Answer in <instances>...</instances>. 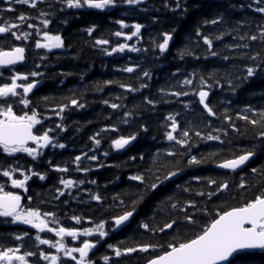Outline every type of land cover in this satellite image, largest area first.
I'll return each instance as SVG.
<instances>
[{
  "label": "trees",
  "instance_id": "16d2710c",
  "mask_svg": "<svg viewBox=\"0 0 264 264\" xmlns=\"http://www.w3.org/2000/svg\"><path fill=\"white\" fill-rule=\"evenodd\" d=\"M251 0H181L182 5L190 6V11L183 16L179 15V10L173 12L170 9L175 8L176 0H145L143 5L130 7L118 0V6L108 8L104 11L94 9H67L64 4L57 3L56 0H46L45 3L38 5V9L51 13L48 19L52 20L48 31L50 34L61 35L64 40V47L53 52L43 49H35V31L29 29L27 23H32L41 27L39 23V11L32 9L27 5L16 4L12 0L11 5L0 0V23L3 21H13L21 25L19 29H14L18 34L29 32L31 35L27 43L23 38L17 41L10 35H0V47L9 50L10 46H24L26 48V60L22 65L2 70L0 84L10 83V77L13 71L25 73L29 70L42 72L43 75L35 79L41 81L42 86L28 98L31 101L30 107H35L42 117H51L43 119L44 126L55 128L57 123L64 125L65 131L57 129L51 135L60 143L66 145L65 150L60 153L55 151L51 153L48 150L46 157H39L42 173H46L48 181L40 183L37 178L32 179L29 184L28 194L25 196V204L39 208L41 211L55 212L63 226H73L74 221L69 219L72 215H78L85 218V221L91 219L94 222L100 220L111 221V217L119 215L131 207L133 199H137V193L144 188L138 185V182L130 181V175L145 172L150 166L152 157L160 155L162 162L171 161L173 158L166 157L164 153L172 148H178L168 142L164 137L167 130L166 125L170 122L165 118L172 115L176 118L181 128L187 127L193 130L201 131L202 135L212 133L220 135L224 143L216 141H200L195 137L194 131L190 132L191 139L197 141V146L191 149V155L200 158L206 156L209 152H219L216 159L222 160L232 158L234 155L243 154L248 150L255 151L254 159L241 171L229 172L217 170L214 163L207 162L201 166L186 167V158L181 157L179 163L184 167V171L173 181L167 182L162 191L155 197H146L143 202L136 205V213L133 219L127 225L116 231L109 230V236L105 241H101L91 254L95 264H104L103 256H109L108 264H146L152 255L149 253L135 252L129 255H122L117 258L107 247L108 244L120 247L122 250L127 247H139L142 244H164L172 239L171 235L161 233L145 232L140 228L141 222L148 223L151 228L162 226L170 215H176V211L169 206L163 209L160 207L161 200H166L168 196H173L170 203H187L192 201L197 204V208L205 206V198L196 196L197 191H205L207 178H213L217 181H226L230 186L231 194H225L215 203L208 202L207 207L212 209L213 213L221 208H230L239 206L244 200L259 194L264 190V176L253 175L251 168L258 170L264 169V144L256 139L251 125L245 121L239 120L238 114H247L252 118V109L256 112L264 110V64L261 60L253 62L249 56L261 53V59L264 60V44L258 38L255 42L240 41L241 35H257L264 31L261 26L264 25V16L253 12L247 5ZM169 7H165V4ZM196 4L202 5L197 8ZM13 7L15 11L6 12L4 9ZM64 11H60L61 8ZM33 17L26 22L21 23L16 18L21 14ZM223 20L219 25H205L204 20L219 18ZM44 17H40L43 19ZM122 20L128 27L121 28L116 23ZM66 21V23H64ZM139 23L143 25L139 39L133 37L132 40H124L123 37L113 35L116 31L130 34L134 29L132 24ZM200 25L201 32L213 38V50L218 53L217 56H211L208 48L203 44L202 39L195 36L194 28ZM241 25H243L241 27ZM94 27L95 31L91 36L86 29ZM176 29L173 34V42L169 50L164 54L159 53L158 48L152 43L162 41L161 32ZM234 29H238L234 30ZM224 34L221 40H215V35ZM42 34V33H41ZM233 37H236L235 39ZM106 38L110 41L107 46H96L95 40ZM118 43H125L130 46L141 49L139 52H130L125 50L123 53H114L111 56L106 55L101 47H111ZM249 43L250 47L236 48V44ZM187 47L193 54L181 59L178 52ZM229 56L225 61L223 56ZM41 56L46 59H41ZM207 56V59L205 58ZM196 57H199L197 59ZM40 64V68L35 65ZM261 65L257 69V74L241 83L237 79L239 76L246 75L245 69L248 66ZM124 67H134L133 73L119 71ZM148 71L150 78L143 77V72ZM215 72L216 78L220 79L221 87L213 86L209 90L208 103L216 112L215 117H209L199 104L197 96L188 95L179 98L167 95L170 91H182L179 82L188 77L189 74H195L198 81L200 76L207 80L209 73ZM230 73V79L233 84H240L233 91L224 78L225 73ZM175 73L176 75H173ZM33 78L30 77V80ZM113 81L109 86H105V81ZM140 83H146L147 87L139 91L127 92L121 88L120 84H125L133 88H139ZM211 83V81H209ZM97 85L100 90H97ZM208 90V89H206ZM47 97V100H45ZM145 97L155 102V107L145 103ZM69 98H77L85 104L82 109L69 107L65 110L63 120H60L50 109L57 107L60 103H66ZM18 99V98H17ZM116 103L120 105L118 109H112L105 104ZM187 105V107H186ZM22 105H14L16 112H21ZM23 111H28L23 109ZM125 113H129L125 117ZM225 115L231 117V121L224 119ZM234 124L239 129L233 132L229 124ZM142 127L147 128L143 131ZM115 128L116 131H112ZM213 129H220V132H213ZM227 132V135H223ZM99 133V135H97ZM136 134L137 139L125 151L117 152L111 147L112 141L121 136L127 137ZM91 137L100 140L97 147ZM180 151H185L180 149ZM108 155L105 156L104 153ZM96 155V161H90L87 156ZM81 155L80 166L89 167V172L82 173L76 171L74 158ZM144 159L141 160L140 157ZM131 157H136L135 160ZM3 155L0 154V160ZM13 165L17 162L25 168L36 166L33 162H28L25 155L8 157ZM51 161V167L49 166ZM102 165V166H101ZM38 166V165H37ZM67 167V173H59L52 170V167ZM32 167V168H33ZM171 168L161 167L154 170L157 175ZM38 171V167L35 168ZM76 173V176L73 175ZM154 179L151 173H145ZM200 176L201 181L193 178ZM84 180L83 185H78L71 195L66 194L54 200L56 189L62 188L59 179ZM6 178L0 177V183H4ZM89 180H95V184L88 183ZM248 185L247 191L239 189L240 183ZM179 184L181 187L177 188ZM189 187L190 192H184L183 188ZM90 194H98L102 197V202L97 203L90 199ZM28 197H31L29 202ZM117 197L118 199H113ZM124 200V205L119 204V200ZM64 201H67L65 204ZM189 211H195L189 209ZM182 215V214H180ZM197 215H200L197 213ZM85 227L93 226L84 224ZM80 228V225H75ZM30 233L22 241L14 239L15 235H23V232ZM177 232L181 236H190L191 232L181 228ZM40 235L42 239H50L55 242L56 238L50 233L37 234L36 232L12 225L4 218L0 217V249L6 247H21V254L25 251L37 252V256L28 257L30 264H46L40 260L38 253L45 252L48 255H57L55 249L47 245H40L35 240V236ZM90 240H95L92 237ZM79 243V242H78ZM74 243H72V246ZM62 260L64 254H58ZM248 264H264V254L256 251L253 255L247 257ZM67 264H73L68 261Z\"/></svg>",
  "mask_w": 264,
  "mask_h": 264
},
{
  "label": "snow or ice",
  "instance_id": "6c2138e0",
  "mask_svg": "<svg viewBox=\"0 0 264 264\" xmlns=\"http://www.w3.org/2000/svg\"><path fill=\"white\" fill-rule=\"evenodd\" d=\"M46 0H15L16 4L27 5L32 9H37L39 11V19L41 27H37L32 23H27L29 29H34L37 39H35V49H43L48 52H52L55 49H61L64 47V40L61 35L50 34L48 31L49 25L52 23L51 19L47 17L51 13L45 12L38 9V5L45 3ZM57 3H63L67 9H94L99 11H104L108 8H115L118 6V0H56ZM123 4L135 7L138 5H143L145 0H120ZM5 3L11 5L12 0H5ZM166 8L169 7L166 3L164 5ZM196 7H202L200 4H196ZM253 12L259 13L264 16V0H251L247 5ZM173 12L179 10V15L181 18L185 16L190 11V6L182 5L181 0H176L175 8L170 9ZM6 12H13L15 9L11 6L4 9ZM60 11H64L62 7ZM40 17H44L40 19ZM3 18L0 17V20ZM21 23L26 22L33 17L26 16L21 13L17 18ZM223 20V16L219 18H212L210 20H204V24L219 25ZM66 23V21H64ZM117 24L121 28L128 27L122 20H117ZM243 25H241L242 27ZM20 24L13 21H3L0 23V35L7 36L10 35L17 41H21L22 38L25 43H27L28 37L31 35L29 32H21L18 34L14 29H19ZM143 25L136 23L132 24L131 28L134 29L130 34H125L121 31H116L113 33L116 37H123L124 40H132L133 37L139 39V34L141 33ZM264 28V25L261 26ZM237 30L238 29H234ZM89 36L95 31L94 27H89L86 29ZM176 32L175 28L170 31L161 32L162 41H153L152 43L156 48H158L159 53L164 54L169 49V43L173 40V34ZM195 36L202 39L203 44L207 46L208 52L211 56H217L218 53L213 50V38L209 35H205L201 32V27L198 24L194 28ZM42 33V34H41ZM224 34L215 35V40H221ZM234 39L236 37H233ZM260 39L261 43L264 44V31H260L259 37L255 34L253 35H241L239 36L240 41H250L255 42ZM96 46H107L110 41L106 38H98L95 40ZM236 48H249V43H238L235 45ZM101 50L108 56L114 53H123L125 50L130 52H139L141 49L130 46L125 43H118L111 47L110 50L107 47H101ZM26 48L24 46H10L9 50H4L0 47V68L15 66L17 64H23L26 60L25 56ZM193 53L185 47L178 52L181 59L185 56H190ZM199 59V57H196ZM207 59V56L205 57ZM41 59H46V57L41 56ZM223 60L227 61L230 59L229 56L225 55L222 57ZM249 59L253 62L261 60V64H264V60L261 59V53H256L249 56ZM36 68H40L41 65H35ZM261 65L248 66L245 69L246 75L237 77L241 83L246 82L249 78L254 77L257 74V69ZM119 71H124L127 73H133L135 71L134 67H124L123 69H118ZM3 73H0L2 76ZM42 72L29 70L25 73L13 71L10 77H5L6 80L10 79L9 82L0 84V154L3 155V159L0 160V177L6 178L4 183H0V217L8 218L12 224L27 225L32 229H35L37 233H51L56 237L55 242L50 239H42L40 235L35 236V240L38 241L40 245H48L50 248L55 249L57 255H48L45 252L40 251L38 253L39 259L46 262V264H67L68 261L73 262V264H95L92 260L90 253L93 255V249L97 248V245L101 241H105V237L109 236V230L116 231L117 229L125 226L126 223L134 216L136 213V205L139 202H143L146 197H155L156 194L164 188L167 182L173 181V178L180 175L184 171V167H181L179 159L181 157L186 158V167L201 166L207 162L215 164V167L219 169L229 170L235 172L237 169H242L243 166L247 164L254 156L255 151L248 150L240 155H234L232 158L217 160L216 157L220 155L219 152H209L206 156H201L197 158L191 155V149L197 146V141L191 139L190 132L194 131V135L200 141H216L223 144L224 141L220 135H214L208 133L202 135L201 131L189 129L187 127L181 128L178 121L172 115L167 116L165 119L170 123L166 125L167 130L164 132L165 139L172 143L178 148L169 149L164 153L166 157H171V161H163L159 154L152 157L151 164L145 169V172L130 175L128 179L130 181L138 182V185H143L144 188L141 192H138L137 199H133L131 207L123 211L119 215H114L111 217L109 223L108 220H100L97 222L78 215H72L69 217L74 221V225L63 226L57 217L55 212L51 211H41L39 208H33L29 205L22 203V196L17 194L15 191L9 189H19L27 193L28 182L32 177H38L40 181L46 179V173L34 170L32 167L25 168L23 165H13L9 161L8 157H16L17 154H26L31 158L32 161H36L38 157L43 155V150L51 148L64 149L66 145L60 143L51 134L59 129L61 132L65 131L64 125L62 123H57L55 128L44 127L42 121L43 119H51V117H42V115L37 111L35 107H30L31 101L28 98L29 94L37 87L39 80L35 79L42 76ZM173 75H176L173 73ZM230 73H225L224 78L227 79L229 87L235 91L240 84H233L232 80L229 78ZM217 74L215 72L209 73L207 80L204 76H200L198 81L194 84L196 79L195 74H189L188 77L184 78L179 82V87L185 89L182 91H170L167 95L174 97L194 95L198 97L199 104L202 106L204 112L207 113L209 117H215L216 112L209 105L208 97L209 90L213 87H221L220 79L216 78ZM30 77L33 78L30 80ZM143 77L150 78V73L148 71L143 72ZM211 81V83H209ZM113 81H105V86H109ZM121 88H124L127 92L139 91L147 87L146 83H140L139 88H133L131 86L120 84ZM97 90H100V86L97 85ZM208 89V90H206ZM18 98V99H17ZM47 100V97H45ZM19 104L23 106V109L28 111L16 112L14 110V105ZM105 104L112 109H118L120 105L116 103H109L104 101ZM145 103L155 107V102L147 97H145ZM69 107L82 109L85 107L84 103H81L77 98H69L66 103H60L57 107L50 109L56 114V116L63 120V113ZM187 107V105H186ZM246 111H252V118L247 114H238V119L245 121L247 124L251 125L254 130V137L258 139L262 144H264V110L256 112L252 109H247ZM129 113H125L127 117ZM224 119L226 121H231V117L225 115ZM40 127H37V126ZM233 132H238L239 129L236 128L234 124H229ZM143 131H147V128L142 127ZM112 131H116L112 128ZM213 132H220V129H213ZM99 135V133H97ZM223 135H227L224 132ZM93 143L98 147L100 145V140L95 137H91ZM137 139L136 134H131L127 137L121 136L112 141L111 147L115 150H122L126 146ZM184 149L185 151H180ZM105 156L108 155L107 152L104 153ZM83 156H87L90 161H96V155L88 156L84 153ZM81 155H77L74 158V163L76 164V171L87 173L91 169L89 167H81L80 161L82 160ZM135 160L136 157H131ZM141 160L144 159L143 156L140 157ZM51 167V161L48 162ZM171 165V168L163 173V175H157L154 170H158L161 167L167 168ZM102 166V165H101ZM52 170L59 173H67L69 169L67 167L55 166ZM253 175L264 176V169L258 170L257 168H251ZM18 173V175H17ZM145 173H151L154 176L152 179L150 176H146ZM197 183H200L201 177H193ZM84 180H73L65 179L61 177L59 179V184L62 188L56 189V195L53 196L54 200H58L59 197L64 196L66 191L69 195L71 192L68 191L73 189L78 185H83ZM88 183L95 184V180H89ZM177 188L181 186L176 185ZM239 189L247 191L248 185L245 183H240L237 186ZM207 192L197 191L196 196L205 198V206L203 208H197V204L188 201L187 203H170L173 200V196H168L166 200H161L160 207L163 209L166 205L171 207L176 211V215H170L169 218L163 223L162 226L157 228H151L148 223L141 222L139 227L144 229L145 232H152L154 235L156 233H161L164 235H171L172 239L164 244H142L139 247H127L123 250L120 247L108 244L107 247L111 250L115 257L119 258L122 255H129L135 252L149 253L152 255L147 260V264H248L247 257L253 255L257 250L264 254V190H261L259 194L254 195L251 198L244 200L242 204L230 208H221L217 206L219 210L214 213L212 209L207 207L208 202L215 203L216 200L220 199L223 195H230V186L226 181H217L213 178H207L206 181ZM189 187H184V192H190ZM90 199L96 201L98 204L102 202V197L98 194H90ZM118 199L117 197L113 198ZM29 202H31V197H28ZM120 205H124V200L120 199ZM66 204L67 201H64ZM189 209H194L195 211H189ZM199 213L200 215H197ZM182 214V215H180ZM93 225L85 227L84 224ZM75 225H80V228L75 227ZM187 229L191 232L190 236H181L177 230ZM29 232L24 231L23 235H15L14 239L17 241H22L24 237H28ZM71 238L73 242L78 241L79 238L84 239L79 240V243H74L73 246H67L65 243V238ZM95 237V240H90L89 238ZM106 242V241H105ZM60 253L64 254L66 261L62 260L58 255ZM37 256V252L25 251L21 254V247H6L0 249V264H30L28 257ZM104 264H108L109 256H103Z\"/></svg>",
  "mask_w": 264,
  "mask_h": 264
},
{
  "label": "water",
  "instance_id": "95a60500",
  "mask_svg": "<svg viewBox=\"0 0 264 264\" xmlns=\"http://www.w3.org/2000/svg\"><path fill=\"white\" fill-rule=\"evenodd\" d=\"M171 43H172V41H170L169 46L171 45ZM9 67H11V66H9ZM4 68H7V67H4ZM39 86H40V84H37V87H36L33 91H35ZM129 145H130V144H129ZM247 163H248V162H247ZM243 167H244V166H243ZM243 167H242V168H243ZM217 169H219V168H217ZM220 170H224V169H220ZM237 170H239V169H237ZM132 218H133V217H132ZM132 218H130L129 221H131ZM129 221H128V222H129ZM128 222H127V223H128Z\"/></svg>",
  "mask_w": 264,
  "mask_h": 264
}]
</instances>
